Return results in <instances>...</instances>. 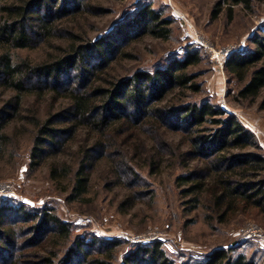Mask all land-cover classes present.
I'll return each instance as SVG.
<instances>
[{"label": "rangeland", "instance_id": "obj_1", "mask_svg": "<svg viewBox=\"0 0 264 264\" xmlns=\"http://www.w3.org/2000/svg\"><path fill=\"white\" fill-rule=\"evenodd\" d=\"M13 1L4 0L3 3ZM84 1L90 3L89 7H83L82 0L80 4L77 0L69 1L67 5L63 3L68 8L66 10L74 11L70 17L61 15L62 10L57 13L56 7L51 14L44 7H39L41 14L47 12L46 18L55 23L57 30L51 37L37 39L30 47L12 49L14 59L38 63L56 56L72 43L71 34L83 38H77L79 43L117 36L114 44L118 45L117 48L108 53L111 64L100 77L122 81L139 70L155 71L165 67L171 59L182 58L190 49L200 51L201 62L191 66L190 70L202 89L199 92L176 91L155 105L181 107L188 102H209L227 112L224 116H214V119L233 114L251 131L260 149L251 145L246 150L259 151L264 156V110L260 105L264 90L256 100L238 98L243 84L226 70V63L235 53L254 50L255 44L251 39L261 35L260 30L264 29V0H251L250 7L242 3L234 4L233 0ZM146 6L171 21L168 38L143 34L144 27L125 26ZM217 11L219 14L215 16ZM1 15L0 9V18ZM33 27L36 29L39 24ZM120 31L130 33L129 38H122ZM98 59L97 55L92 57L88 71H82L80 67L71 70L60 83L49 82L45 86L42 82H32L36 79L32 76L31 83L45 86L42 87L44 92L40 94L36 88L25 93L21 110L4 130L6 138L0 151V207L3 204L24 205L30 212L53 209L71 225L73 244L78 240L87 242L97 238L116 244L112 264H124L126 258L140 246L156 242L162 244L174 264H192L223 247H237L234 254L244 252L264 264L263 215L251 209L231 216L227 222H220L207 199L195 205L192 200L194 194L188 191L190 184L180 180L181 175L193 168L203 167L202 159L216 156V152L207 155L201 151L197 154L198 150L191 140L196 134H201L204 127H208L210 132L218 129L219 123L206 122L197 128L199 130H192L194 133L186 132L184 128L177 131L167 127L168 122L175 127H186L182 119V122L177 120L173 124V120L167 122V118L164 126L156 117L147 122L141 117L140 122L127 123L121 128L113 126L119 127L121 132L111 134L107 142L108 152L94 155L89 190L76 198L72 195V177L82 158L84 146H90L98 138L97 133L80 130L72 146L64 148L65 153L48 157L38 166L31 165L36 118L45 119L59 110L67 102L64 88L84 84V79L88 77L86 74L91 77L97 72L95 63ZM56 87L62 95L56 94ZM15 93L14 89L0 87V108L5 107ZM131 101L128 99L125 115L138 119L140 113ZM167 101L171 102L168 104ZM238 150L233 149L231 153ZM112 152L115 153L109 155ZM53 164L67 166L69 174L56 182L51 176ZM250 172L251 177L254 172L258 173L257 170ZM117 173H121L120 178ZM259 173L264 177V170ZM16 223L17 229L22 227L18 254L30 252L31 249L25 248L24 241L31 235L28 232L31 223ZM251 229L261 230L262 233L247 237ZM103 244L101 242L95 247L87 245L86 252L95 254L98 249L104 248ZM58 245L50 243L45 248L50 251L55 247L62 254V246ZM66 248L63 247V251ZM48 252L43 250L41 253L46 255ZM144 258L142 264H152L147 256ZM7 259L12 257L7 256ZM81 260L79 257L75 264H80Z\"/></svg>", "mask_w": 264, "mask_h": 264}, {"label": "trees", "instance_id": "obj_2", "mask_svg": "<svg viewBox=\"0 0 264 264\" xmlns=\"http://www.w3.org/2000/svg\"><path fill=\"white\" fill-rule=\"evenodd\" d=\"M69 1L72 0H15L11 3H3L4 0H0L2 11L0 87L14 89L16 92L7 100L5 107L0 108V151L6 138L4 130L21 110L22 97L25 93L37 88L36 90L42 94L44 92L42 87L48 86L49 82H62L65 75L78 67L82 71H88L92 57L97 55L100 58L95 63L97 72L92 73L91 77L86 74L88 77L84 79L85 83L82 85L73 84L70 88H64L67 102L59 110L45 119L36 118L31 153L33 167L42 164L48 157L54 158L65 153L64 148L72 146L80 130H88L89 134L97 133L98 138L90 146H84L82 158L72 177V195L76 198L89 190L94 155L108 152L107 142L111 134L121 132L119 127L113 128V126L119 125L121 128L127 123L140 122L138 120L141 117H144L146 122L156 117L164 126L170 119L173 120V124L182 119L186 127L181 125L175 127L169 122L167 127L177 131L184 128L186 132L194 133L192 130H199L197 128L205 125L206 122L219 123L218 129L210 132L208 127H204L201 129V134H196L191 140L198 150L197 154L201 151L207 155L216 152V156L209 160L202 159L203 167L193 168L191 172L181 175L180 180L190 184L188 191L194 194L192 200L195 201V205L207 199L220 222H227L231 216L251 209L258 210L264 217V177L259 173L264 170V156L259 151L246 150L251 145L260 149L253 139V133L233 114L214 119V116H224L227 112L209 102L202 104L188 102L181 107L171 106L169 104L171 101H167L169 105H155L165 101L169 94L176 91L199 92L202 89L201 84L196 81V75L190 70L191 66L201 62L200 51L190 49L182 58L171 59L165 67L155 71L139 70L132 77L122 81H109L100 77L111 64L108 53L117 48L118 45H114L118 40L117 36L79 43L77 38L81 40L83 38L71 34L72 43L64 47L63 52L56 56L38 63L14 59L12 49L30 47L37 39L42 36L51 37L57 30L55 23L46 18L47 12L45 15L41 14L39 7H44L48 14H51L56 7L57 13L63 11L61 15L70 17L74 11L66 10L68 8L63 6V3L67 5ZM77 1L78 4L81 3V0ZM233 2L251 6V0H233ZM89 4L88 1L82 0L83 7L84 5L89 7ZM218 14L219 11L214 13L215 16ZM170 23L169 19H163L156 10L146 6L125 26L144 27L143 34L168 38L171 33ZM37 24H39L38 28H32ZM120 32L122 38H129L130 33ZM260 32L261 35H255L251 39L255 44L254 50L235 53L226 63L227 72L243 84L238 91V98L256 100L264 90V29ZM32 76L36 77L32 82H42L45 86L31 83ZM55 90L58 96L63 94L57 87ZM128 99L132 100L134 108L140 113L138 119L125 115ZM260 105L264 110V96ZM88 138L90 140V136ZM236 148L239 150L231 153V150ZM252 170H257L258 173L254 172L255 175L251 177ZM69 172L67 166L58 167L53 164L51 167V176L56 182ZM119 174H116L118 178L121 177V173ZM19 221L31 223L28 226L31 235L24 241L25 248L31 251L19 253L20 255L17 249L19 231L22 227L17 229L15 226ZM101 242L104 243V248L98 249L95 254L86 252L87 245L95 247ZM108 242L97 238L87 242L78 240L73 244L71 225L63 221L53 209L30 212L24 205L3 204L0 207V264H75L79 257L82 258L80 264H112L117 246ZM50 243L60 244L58 247L62 246V254L60 249L55 247L50 251L47 250L45 246ZM66 246V250L63 251V247ZM236 249L237 247L216 249L203 260L192 264H260L244 252L234 254ZM43 250L49 252L45 255L41 253ZM7 256L12 259L5 260ZM146 256L152 264H174L159 242L140 246L126 258L124 264H142Z\"/></svg>", "mask_w": 264, "mask_h": 264}, {"label": "built area", "instance_id": "obj_3", "mask_svg": "<svg viewBox=\"0 0 264 264\" xmlns=\"http://www.w3.org/2000/svg\"><path fill=\"white\" fill-rule=\"evenodd\" d=\"M216 54H218V52H216ZM262 231L261 230H258V229H251L248 231L247 233V237H254V236H258L259 234H261Z\"/></svg>", "mask_w": 264, "mask_h": 264}]
</instances>
